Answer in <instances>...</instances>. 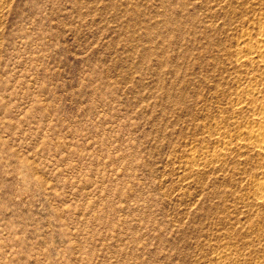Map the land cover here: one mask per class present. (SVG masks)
Masks as SVG:
<instances>
[{
    "label": "rangeland",
    "instance_id": "374dc122",
    "mask_svg": "<svg viewBox=\"0 0 264 264\" xmlns=\"http://www.w3.org/2000/svg\"><path fill=\"white\" fill-rule=\"evenodd\" d=\"M263 57L264 0H0V264H264Z\"/></svg>",
    "mask_w": 264,
    "mask_h": 264
},
{
    "label": "bare ground",
    "instance_id": "6f19581e",
    "mask_svg": "<svg viewBox=\"0 0 264 264\" xmlns=\"http://www.w3.org/2000/svg\"><path fill=\"white\" fill-rule=\"evenodd\" d=\"M258 48H261V47H258ZM262 61L264 62V57ZM246 136L248 137L249 140H252L256 143V147L258 150L264 153V125H261L258 128L249 130L246 133ZM261 186L264 187V181L261 182Z\"/></svg>",
    "mask_w": 264,
    "mask_h": 264
}]
</instances>
